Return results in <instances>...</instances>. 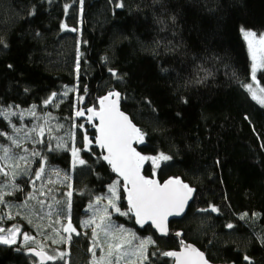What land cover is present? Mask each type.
Wrapping results in <instances>:
<instances>
[{
  "label": "trees",
  "instance_id": "obj_1",
  "mask_svg": "<svg viewBox=\"0 0 264 264\" xmlns=\"http://www.w3.org/2000/svg\"><path fill=\"white\" fill-rule=\"evenodd\" d=\"M245 30L264 35V0H0V109L14 113L0 115V145L10 148L7 159L0 149V228H18L58 257L42 263L21 241L0 243V264H92L90 203L119 181L118 206L128 211L88 119L110 92L143 133L140 152L171 157L159 167L146 160L145 175L181 177L196 190L168 237L111 208L112 221L155 242L144 264H173L162 254L180 248L176 232L212 262L264 264V105L245 87L253 80ZM256 77L264 88V69ZM73 147L85 164L73 165ZM69 220L75 232L63 231Z\"/></svg>",
  "mask_w": 264,
  "mask_h": 264
},
{
  "label": "snow or ice",
  "instance_id": "obj_2",
  "mask_svg": "<svg viewBox=\"0 0 264 264\" xmlns=\"http://www.w3.org/2000/svg\"><path fill=\"white\" fill-rule=\"evenodd\" d=\"M82 2L83 0H81V3ZM122 6L123 5H118V7ZM67 7L68 6L65 5V8ZM72 30L75 31V29ZM243 36L248 44V50L252 59V79L255 80L258 69H264V35L258 37L257 33L245 30L243 31ZM77 68H79V65H77ZM113 74L115 75V73ZM245 87L251 92L253 99H257L259 103L264 105V88L258 89L261 93V96H258L257 90L253 88L252 84L245 85ZM72 90L74 89L66 90L64 95L67 96L68 91ZM56 95V93H53L52 96L44 101V103H51L53 97ZM113 96H115L116 99H111ZM34 107L35 106H33V108ZM88 112L92 114L88 117L89 120H91L93 116L99 118V125L97 127L99 136L96 137V143L99 144L100 147L107 149L108 154L105 155L103 159L111 165L114 172L118 173L119 176L123 178V188L127 193L126 198L129 206L127 212H121V209L118 206V202L121 199L118 191L120 182L114 181L109 185L110 195L108 196V203L103 208L104 215L99 216V223L96 222L95 216L84 222L86 227L95 224V227L92 228L94 245L93 249H90V251H94L95 247H97V244L95 243L99 238V232L97 229H99L100 232H103L106 238H110L111 241H114L108 242L106 240V254L95 259L93 264H121L122 261L124 264H130V257L136 258L132 264H144V261L147 259V245L155 242L149 237L147 239H141L134 248L131 247L133 240L136 239L135 234L124 229L122 226H115L114 223L111 222V214L108 211L109 207L124 216L128 215V213H134L136 223L144 225L151 222V224L155 225L156 229L161 233L167 234L168 217L171 215H179L183 212L184 206L191 198L194 189L189 187V185L184 184L178 178L169 179L161 184L157 180L146 178L141 174V168L146 160H151L154 166L159 167V161H167L170 160L171 157L166 156L163 153H160L158 156L148 157L143 156L136 151L132 146V142L135 140L139 143H143V133L132 124L128 116L119 110V93L110 92L107 96L100 99L99 111L95 108H89ZM30 114L35 115V111L33 110ZM0 115L7 118L10 115H14V113H9L0 109ZM82 115H84L83 111L76 112V116ZM81 127L83 126L81 125ZM15 131L19 132L20 129L17 128ZM33 131H35V129H33ZM40 133H43V128L40 129ZM0 135H4V133H0ZM8 139L12 140V144L17 147L20 146L18 141L12 139L11 136H9ZM90 144L91 140L85 135L84 147L87 149ZM59 146L61 145H58V147ZM0 149H2L4 153L3 158L7 159L10 148L0 145ZM79 152L80 149L75 147L72 148L74 166L77 163L81 165L85 164V161L79 158ZM32 155L39 156L40 153L34 152ZM20 159H25V157H20ZM0 171H2V169H0ZM44 172L45 167L41 166L39 170L35 172L36 178L39 179ZM53 174L59 177L58 171H54ZM4 175L7 176L8 173L4 172ZM13 175L15 176L16 173ZM67 179L68 177L65 176L64 180ZM17 190L19 189L17 188ZM4 195V193H0V203H4ZM67 195L71 197L72 193L68 192ZM31 198L34 199L35 196H32ZM101 200L102 197H97L96 203L99 204ZM39 203L43 206V201H40ZM55 203L59 204L60 201H56ZM68 206L69 208L71 207L70 201H68ZM52 207L53 206L50 204L49 208L51 209ZM89 207H92V205H89ZM211 210L217 211L214 207H212ZM50 214L51 213H49V215ZM228 227L231 228L232 225L229 224ZM8 231V237L0 236V243L9 244L15 241V236L16 233L19 232V229L14 227ZM63 231L66 233H72L75 232L76 229L72 227L71 221L69 220V223L63 227ZM117 233H119V235H117ZM125 233L127 234L125 235ZM25 239L28 240L32 238L25 235ZM49 239H51L53 244H56L63 243L65 239L70 240L71 236L69 235L67 238L60 237L59 239L49 237ZM41 248L42 250L35 254L41 257L42 261L55 260L58 258L55 255H48L43 251V246H41ZM182 249L183 250L180 252L169 251L164 252L162 255L165 257H173L174 264H208V261L204 257V253L200 252L192 245H184L182 243ZM154 254L155 253H153V255ZM63 255L64 253H60V258H62ZM244 259L249 260V257L245 256Z\"/></svg>",
  "mask_w": 264,
  "mask_h": 264
},
{
  "label": "rangeland",
  "instance_id": "obj_3",
  "mask_svg": "<svg viewBox=\"0 0 264 264\" xmlns=\"http://www.w3.org/2000/svg\"><path fill=\"white\" fill-rule=\"evenodd\" d=\"M253 32H254V31H253ZM257 36L259 37L260 35L257 34ZM246 43H247V41H246ZM247 45H248V44H247ZM250 56H251V55H250ZM259 70H260V69H258V71H259ZM258 71H257V72H258ZM251 84L253 85V88L257 90V95H258V96H261V93L258 91V89H260V88H262V87L260 86V84H259V82H258V80H257V77H256L255 80H252V83H251ZM250 93H251V92H250ZM251 95H252V94H251ZM256 100H257V99H256ZM257 101H258V100H257ZM151 163H152V162H151ZM122 183H123V182H122ZM118 189H119V187H118ZM109 195H110V193L108 192V194H106V195H100V196H97V197H102V200L100 201L99 204L96 203V198H97V197H96V198L90 203V205H92V207H88V215H87L85 221H88V220L92 219V218L95 216V217H96V222L99 223V216L104 215V213H103V208H104V206L107 205V203H108V196H109ZM118 205H119V204H118ZM98 210H99V211H98ZM108 211H109V213L111 214V207H109ZM110 220H111V222L114 223L115 226H122L124 229H126V230L130 231L131 233H133L132 230H130L129 228L125 227L124 225L117 224V223H115L114 221H112V219H111V215H110ZM85 221H84V222H85ZM61 226H62V224H61ZM64 226H65V225H64ZM62 227H63V226H62ZM93 227H95V224L90 225V226H87V227L84 225V229H85L86 231H87V230L92 231V228H93ZM0 230H3V231H0V236H4V237H8V236H9V232L6 231L4 228H0ZM97 231L99 232V238H98V240L95 241V243L97 244L96 249H98V251L95 252V254H94L95 256L92 258V264H93V261H94L95 259H98L99 257L104 256V255L106 254V252H107V243H106V240H107L108 242H114V241H111L110 238H106L105 235L103 234V232H100L99 229H97ZM126 234H127V233H125V235H126ZM25 235H27L28 237H30V238H32V239H28V240H26V239H25ZM117 235H119V233H117ZM135 237H136V239L133 240V242H132V246H131V247H133V248L139 243V241H140L141 239H144V238H142V237H140V236H137V235H135ZM18 241H21L23 244L27 245L28 248H32V247H33V248H38V249L42 250L40 247L35 246V239H34V237H32V236H30V235H28V234L22 232L20 229H19V232L16 233L15 241H14L13 243H9V244H7V245L15 244V243H17ZM126 247H128V246H126ZM48 255H49V254H48ZM113 259H114V258H113ZM129 260H130V264H132V262H134V261L136 260V258H135V257H130ZM121 264H124V262L122 261Z\"/></svg>",
  "mask_w": 264,
  "mask_h": 264
},
{
  "label": "water",
  "instance_id": "obj_4",
  "mask_svg": "<svg viewBox=\"0 0 264 264\" xmlns=\"http://www.w3.org/2000/svg\"><path fill=\"white\" fill-rule=\"evenodd\" d=\"M107 95H108V94H107ZM107 95H105V96H107ZM105 96H103V97H105ZM103 97H102V98H103ZM100 99H101V98H100ZM111 99H116V97L113 96V97H111ZM99 109H100V100H99ZM99 109H96V110L99 111ZM119 110H120L121 112H123L126 116L129 117V119L131 120L132 124H134V125L136 126V128L140 129V128L134 123V121L131 119L130 115H129L126 111H124V110L122 109V106H121V99H120V94H119ZM90 115H92V114L90 113ZM92 119H94V120L96 121V123H97V126H96V137H98V136H99V132L97 131V127H98V125H99V118L96 117V116H93ZM140 131H141V130H140ZM137 144H139V142H137V141H135V140L132 142V146L136 149V151H138L141 155H143V154L140 152V150L138 149ZM96 145L104 151V154H105V155L108 154L106 148H102V147H100V145L97 144V143H96ZM143 156H144V155H143ZM145 165H146V161L144 162L143 167L141 168V174H142L144 177H146V178H149V179H155V180H157V181H158L159 183H161V184H163L165 181H167V180H169V179H172V178H178V179L181 180L184 184L189 185V183L186 182V181H185L183 178H181V177H169L168 179H166V180H164V181H161L157 176H147V175H145V173H144ZM110 166H111V165H110ZM155 167H156V166H155ZM115 174H116V176H117V177L123 182V178L120 177L118 173L115 172ZM189 187H191V186L189 185ZM191 188L194 189V191H193V193H192V195H191V198H190V199L187 201V203L185 204L183 212H181L179 215H171V216L168 217V219H167V234L161 233L158 229H156L155 225L151 224V222H148V223H146V224H144V225H140V224L137 223V225H138V226H141V227H144V226L149 225V226L152 227V229H153V230H154L159 236H161V237H168V236L170 235V224H171V222L174 221V220H180V219H182V218L186 215V213L188 212L189 207H190V205L192 204V202H193V200H194V198H195L196 190H195V188H193V187H191ZM124 191H125V190H124ZM125 194H126V196H127L126 191H125ZM132 215H133V217H134V219H135V222H136V218H135L134 213H132ZM174 236L177 237V238H179L181 246H180L179 249H177V250H173V251H176V252H180V251H182V250H183V249H182V243H183L184 245H192L193 247H195L196 249H198L200 252L204 253V257H205V259L208 261V264H225V263H216V262H212V261H210V260L208 259L207 255H206V253H205L204 251H202L197 245H195V244H193V243H191V242H187V241L183 240V239H182V233H181V232H176V233H174ZM38 251H41V250H40V249H37V248H31V249L29 250V254H31V255L34 256L35 258L39 259L42 263H46V262H48L49 260H43V261H42V260H41V257H39V256H37V255L35 254V253L38 252ZM170 258L173 259V264H174V258H173V257H170Z\"/></svg>",
  "mask_w": 264,
  "mask_h": 264
}]
</instances>
